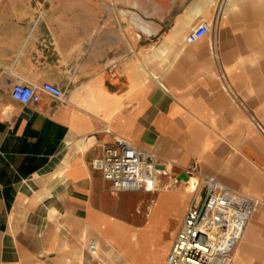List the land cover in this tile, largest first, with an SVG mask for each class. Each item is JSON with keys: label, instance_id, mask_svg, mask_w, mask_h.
<instances>
[{"label": "crops", "instance_id": "1", "mask_svg": "<svg viewBox=\"0 0 264 264\" xmlns=\"http://www.w3.org/2000/svg\"><path fill=\"white\" fill-rule=\"evenodd\" d=\"M202 21L210 32L188 42ZM16 82L64 95L22 104ZM116 138L191 173L199 196L175 185L133 212L148 192L113 193L94 167ZM207 177L259 200L233 263L256 264L264 0H0V264H91L90 239L116 259L121 232L141 264H164Z\"/></svg>", "mask_w": 264, "mask_h": 264}, {"label": "built area", "instance_id": "2", "mask_svg": "<svg viewBox=\"0 0 264 264\" xmlns=\"http://www.w3.org/2000/svg\"><path fill=\"white\" fill-rule=\"evenodd\" d=\"M210 29V22L198 23L189 32L188 42L199 40ZM41 91L58 98L64 95L62 88L49 82L41 86L16 82L11 96L29 104L39 101ZM158 164L155 154L116 138L114 143L104 146L103 155L95 160L94 167L102 172L115 193L153 192L154 174L165 170L158 168ZM203 186L202 197L187 211L164 264H232L235 249L259 200L227 187L214 177L205 178ZM96 244L95 239H90L87 248L94 252Z\"/></svg>", "mask_w": 264, "mask_h": 264}, {"label": "rangeland", "instance_id": "3", "mask_svg": "<svg viewBox=\"0 0 264 264\" xmlns=\"http://www.w3.org/2000/svg\"><path fill=\"white\" fill-rule=\"evenodd\" d=\"M177 175H178L177 171L172 173V172H168L167 169L163 170L161 173L158 174L159 180L161 181V182L160 181L158 182V187H161L162 185L167 183V181L173 178L176 179V182H175L176 185L181 184L183 186L184 182L186 181L178 180L176 178ZM200 187L197 192L192 194L193 196H197L196 193H198V196H199ZM159 190L161 189H155L153 192H148V193L143 192L142 194H139V196L136 197L137 204L133 212L139 214V216L141 215V217H147L148 208L153 202V200L155 199V197L157 196ZM129 216H130L129 214H126V217L124 218L131 219L132 217H129ZM257 231H258L257 235H258L259 245H256L255 249L252 251V254H251V258H252L251 260L252 262L256 264L257 262L260 261L261 257H263L264 255V217L257 218ZM118 252L120 253L119 249H118ZM85 255L86 257L88 256L87 258L90 260V263L92 260L91 264H127L128 263V259L122 254L121 256H117L116 259L114 257H107V255H105L102 252L99 253L100 259H94V256L89 251H87Z\"/></svg>", "mask_w": 264, "mask_h": 264}, {"label": "bare ground", "instance_id": "4", "mask_svg": "<svg viewBox=\"0 0 264 264\" xmlns=\"http://www.w3.org/2000/svg\"><path fill=\"white\" fill-rule=\"evenodd\" d=\"M261 129V126L259 127ZM263 132V130H261ZM166 169V167H165ZM167 171L168 172H171V167L170 165L167 166ZM159 177L158 175L154 174V178H153V189H161L165 191V189H168V188H171L172 186H175L176 185V179L173 178L169 181H167V183H165L164 185H162L161 187H158V182H159ZM161 182V181H160ZM201 186V181L194 177L193 175L190 176L189 180L184 182V193H187V194H194L195 192H197L199 190V187ZM120 236H118V246H119V250H120V253L125 256L127 259H128V263L127 264H141L143 259H142V256L144 255V253L141 255V254H134L130 251V248L128 247V237H127V234L125 232H121V234H118ZM96 240V239H95ZM96 245H97V249L93 252V251H90L88 248H87V245H86V248L87 250H89V252H91V254L94 256V259H100V256H99V248H100V240H96ZM237 249V247H236ZM236 249H235V252H234V258H233V262L232 264L234 263V259H235V253H236ZM163 250H165V247L163 248ZM163 250H158V251H154L153 253L151 254H145V260L146 261H151V263H157L159 261V258L161 256V253L163 252ZM88 257V256H87ZM88 262V261H87ZM95 262V261H94ZM91 263H92V260H91ZM80 264H83L82 262Z\"/></svg>", "mask_w": 264, "mask_h": 264}, {"label": "water", "instance_id": "5", "mask_svg": "<svg viewBox=\"0 0 264 264\" xmlns=\"http://www.w3.org/2000/svg\"><path fill=\"white\" fill-rule=\"evenodd\" d=\"M157 167L160 168V169H165V165L164 164H158ZM191 175H192L191 173L181 172V173H179L177 175L176 178L178 180L188 181Z\"/></svg>", "mask_w": 264, "mask_h": 264}]
</instances>
